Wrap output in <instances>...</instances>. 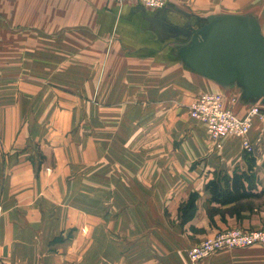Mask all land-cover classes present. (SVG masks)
I'll list each match as a JSON object with an SVG mask.
<instances>
[{"label":"crops","instance_id":"obj_1","mask_svg":"<svg viewBox=\"0 0 264 264\" xmlns=\"http://www.w3.org/2000/svg\"><path fill=\"white\" fill-rule=\"evenodd\" d=\"M221 14L251 15L264 35V0H169L162 10L137 1L0 0L4 264H105L95 241L82 242L87 236L70 230L85 223L87 206L95 212L88 216L94 240L105 238L97 212L107 206L119 229L134 225L135 207H145L134 212L145 221L174 219L180 247L147 246L145 264H191L187 250L217 231L264 225V183L256 182L255 191L263 192L257 198L223 207L210 202L206 184L237 172L243 151L230 137L215 151L188 118L202 93L223 95L238 116L257 106L236 84L204 78L179 57L188 43L177 28L187 23L181 16L198 27ZM71 64L78 68L71 71ZM71 77L83 95L85 80H93L97 102L71 105ZM126 99L131 102H121ZM88 166L94 177L87 185L82 169ZM76 175L79 180L67 183ZM89 190L94 195L86 198ZM191 194L195 212L182 221ZM151 235L145 231V240ZM116 248L110 246L109 264H132ZM197 264H264V247L223 250Z\"/></svg>","mask_w":264,"mask_h":264},{"label":"water","instance_id":"obj_2","mask_svg":"<svg viewBox=\"0 0 264 264\" xmlns=\"http://www.w3.org/2000/svg\"><path fill=\"white\" fill-rule=\"evenodd\" d=\"M184 23L177 28L188 40L179 49L183 64L221 86L236 84L242 96L264 104V35L251 15L209 16L198 27Z\"/></svg>","mask_w":264,"mask_h":264},{"label":"rangeland","instance_id":"obj_3","mask_svg":"<svg viewBox=\"0 0 264 264\" xmlns=\"http://www.w3.org/2000/svg\"><path fill=\"white\" fill-rule=\"evenodd\" d=\"M71 71L78 68V64H71ZM85 93L83 94H77L75 93V90L78 89L77 80L70 78V91H69V101L70 104L77 103L79 101H82V103H96L95 96H94V90H93V80H85ZM87 83V84H86ZM79 98V99H78ZM97 98V97H96ZM141 98V97H140ZM123 103L131 102L129 99L121 101ZM244 102V101H243ZM245 103V102H244ZM254 105H257L259 109V116L255 117L254 125L251 127L249 131V137L248 140L251 142V149L250 151L245 150L243 146L240 143V151H243V161L239 165L238 171H243L245 173H249L251 177H253L252 181L257 182L258 184L264 183V104L262 103L261 99L255 100ZM227 106V105H226ZM88 112V110H87ZM90 117L93 118V113L89 112ZM142 114V113H140ZM145 117V116H144ZM188 118L192 120V122L196 123L194 126H197V128L201 129L202 132H205V134L208 136L206 129H204V125L199 123L198 121L192 119L189 115ZM203 129H202V128ZM250 135L254 137L253 139H250ZM251 137V138H252ZM209 138V136H208ZM229 138V137H225ZM223 138V139H225ZM234 138V137H230ZM222 139V140H223ZM236 139V138H235ZM210 142L212 140L209 138ZM240 142V141H239ZM138 145V144H135ZM141 145V144H139ZM213 149L215 151H221V148H216L214 143L212 142ZM125 161V160H121ZM35 171H38L36 167H34ZM84 170L86 174V180L87 185L92 184L93 181V173H94V167L88 166ZM83 173V172H82ZM81 173V174H82ZM80 174V177L83 176ZM37 175V174H35ZM79 178H77V175L75 177H71L70 180L67 181V183H71L73 181H77ZM78 192H74L73 194H77ZM86 198L93 197L94 192L89 190L85 192ZM83 196V194H81ZM76 198V197H75ZM110 207H104L100 212H97V214L101 215L99 226L101 230L105 233V238L93 239L92 235L90 236V232L93 231V228L95 227V224H93V220L90 222V218L88 216H92L95 214L93 209L86 208L85 210V216L86 221L85 223L82 222V224H78L75 226V228H72L70 230H75L77 232L82 233V235L87 236L86 238L82 239V242L86 240L88 244H90L91 241H95L96 244L93 247L100 248L101 252L106 253V255H102V262L105 264L110 263V246L116 248L119 250L120 255H118V258L121 257L124 258L123 262H129L132 264H145V247L149 246L148 248H162L163 250L173 249L180 247V241H179V230L178 227L179 224L175 222V220H168L165 224L162 225V223L155 222L154 219L151 221H145V215L143 218L139 214H134V212L138 209H140V212L144 210L145 207L140 208H130L132 212V218L134 219V225L129 226L128 229L121 227L118 228L121 223H117V216L112 214L110 212ZM84 212V210H82ZM90 214V215H88ZM181 225V224H180ZM84 227V228H82ZM237 228V227H233ZM264 228V225L258 229H244V230H259ZM230 229V228H224L222 230L217 231L215 234H217L220 231ZM242 229V228H241ZM145 231H149L153 233L149 239L145 240ZM117 234V238L115 237ZM123 234H128L131 237L125 238L122 236ZM213 234L212 236H214ZM90 236L91 238H88ZM212 236L206 237L203 240L210 238ZM201 240V241H203ZM116 246V247H115ZM194 246V245H193ZM136 250V251H134ZM131 253L127 256H125L127 253ZM111 253V252H110ZM130 257V259H128ZM2 260V259H1ZM121 260V261H122ZM120 261V260H119ZM3 262V261H2ZM4 263V262H3Z\"/></svg>","mask_w":264,"mask_h":264},{"label":"built area","instance_id":"obj_4","mask_svg":"<svg viewBox=\"0 0 264 264\" xmlns=\"http://www.w3.org/2000/svg\"><path fill=\"white\" fill-rule=\"evenodd\" d=\"M106 2L123 4L137 1L143 7L153 10H162L169 0H105ZM188 115L203 124L209 138L216 148H221L222 139L234 137L250 151L251 142L248 134L253 120L259 116L257 106L251 107L243 116H238L226 106L224 96L219 93H202L190 104ZM252 246L264 247V228L259 230H244L230 228L218 232L187 250V257L191 264H197L223 250L243 249ZM0 264H4L0 258Z\"/></svg>","mask_w":264,"mask_h":264},{"label":"trees","instance_id":"obj_5","mask_svg":"<svg viewBox=\"0 0 264 264\" xmlns=\"http://www.w3.org/2000/svg\"><path fill=\"white\" fill-rule=\"evenodd\" d=\"M253 177L243 171L228 175H219L206 184V191L210 194V202L216 206H227L244 199L259 197L263 192L257 193L256 182ZM195 194H191L189 201L181 210L182 221L189 220L195 212Z\"/></svg>","mask_w":264,"mask_h":264}]
</instances>
